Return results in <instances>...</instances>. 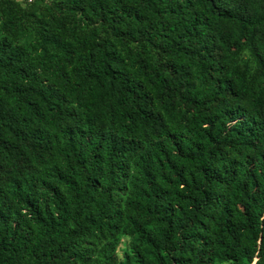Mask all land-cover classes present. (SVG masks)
Wrapping results in <instances>:
<instances>
[{
    "label": "trees",
    "instance_id": "obj_1",
    "mask_svg": "<svg viewBox=\"0 0 264 264\" xmlns=\"http://www.w3.org/2000/svg\"><path fill=\"white\" fill-rule=\"evenodd\" d=\"M48 3L0 0V264H264V0Z\"/></svg>",
    "mask_w": 264,
    "mask_h": 264
},
{
    "label": "rangeland",
    "instance_id": "obj_2",
    "mask_svg": "<svg viewBox=\"0 0 264 264\" xmlns=\"http://www.w3.org/2000/svg\"><path fill=\"white\" fill-rule=\"evenodd\" d=\"M17 3H18V5L23 9V8H26V7H29V5L32 3V2H35V3H37V5L39 6V8H41V9H39V10H37L36 12H40V13H42V15L44 16V18H48V14H49V8H48V2L50 1V0H15ZM70 23V22H69ZM68 27H70L71 26V23L69 24V25H67ZM31 33V32H30ZM27 34V36H28V38H30L31 39V34ZM26 36V37H27ZM240 60H243V61H248V66H249V68H250V70H251V74L253 75V63H252V61H251V59L249 58V56H248V54L247 53H245V52H243V53H241L240 54V58H239ZM263 86V83H262V81L261 80H257V82H256V88H261Z\"/></svg>",
    "mask_w": 264,
    "mask_h": 264
}]
</instances>
